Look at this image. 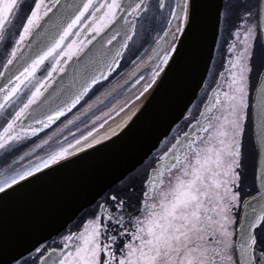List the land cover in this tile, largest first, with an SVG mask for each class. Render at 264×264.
<instances>
[{
    "label": "snow or ice",
    "instance_id": "1",
    "mask_svg": "<svg viewBox=\"0 0 264 264\" xmlns=\"http://www.w3.org/2000/svg\"><path fill=\"white\" fill-rule=\"evenodd\" d=\"M217 17L223 71L210 70L207 103L195 123L188 113V131L165 137L139 189L133 179L109 191L57 247L0 264H264V0H220ZM198 30L194 0H0V204L101 143L89 131L38 154L79 119L68 113L101 102L90 94L121 74L134 38L156 33L143 96Z\"/></svg>",
    "mask_w": 264,
    "mask_h": 264
},
{
    "label": "water",
    "instance_id": "2",
    "mask_svg": "<svg viewBox=\"0 0 264 264\" xmlns=\"http://www.w3.org/2000/svg\"><path fill=\"white\" fill-rule=\"evenodd\" d=\"M194 2L199 26L196 39L182 49L181 55L143 96V84L157 62L152 50L148 58L136 65V72L147 64H151V71L137 86L136 94L124 98V110L119 109L106 120L104 116L101 123L84 134L92 131L93 137L89 139H100L101 143L69 157L61 162L62 166H54V171L45 170L47 175L41 181L0 204V241L4 243L0 259L6 261L19 253L26 257L33 245L41 247L54 238L113 185L142 165L188 116L209 75L221 25L217 17L220 0ZM107 97L100 95V101ZM206 103L207 98L200 110ZM78 115L79 119L83 116ZM123 119L120 126L110 129Z\"/></svg>",
    "mask_w": 264,
    "mask_h": 264
},
{
    "label": "flooded vegetation",
    "instance_id": "3",
    "mask_svg": "<svg viewBox=\"0 0 264 264\" xmlns=\"http://www.w3.org/2000/svg\"><path fill=\"white\" fill-rule=\"evenodd\" d=\"M153 2H155V0H153ZM224 28H225V25L221 22L218 42H222L221 37L223 36ZM155 36H156L155 32H150V33L143 35L142 37L136 38L135 42H130V52L125 53V60L121 62L123 67L120 70H118L121 74L120 75L114 74L112 77H110L111 83H105L103 87H98L94 91V93L91 94L88 102L91 103L92 101L96 99V96H100V94L104 92L106 89H110L113 87V85H115V88L111 92V95H109L105 100H103L94 110L83 115L80 119L74 122V124L68 125L67 128L64 129L63 134L59 135L58 138H54L53 140L49 141V144L45 145L43 150H38V154L40 156H45L46 153L56 150L60 146L67 147V144L63 143L65 137H67V139L70 142L74 143L73 135L75 136V138H79L81 134H85L92 126L98 125V123H101L100 121L103 119L104 116L106 117L103 120H106L110 114H113L114 112L121 109V107L125 106L126 103L124 102V98L125 97L130 98L136 94V88L137 86H140V83H141V81L137 83L140 76L143 75L147 77L148 73L151 71V64H147V66H145L139 72H136V65L140 63L143 59L145 60L146 58H148L152 48L155 47V41H154ZM218 42H217L213 62L210 68L212 72L217 73L216 78H218V71H222L223 69L219 67L220 55L218 51ZM226 58H227V54H225L224 56L225 60ZM132 61H135V64H133ZM124 79H126V81L123 83L122 86L118 87V85ZM211 80H212V77L209 74L200 96L195 101V103L193 104L190 110V112L192 113L191 123L196 119L200 111V108L202 106V103L207 98V95L211 91V88L215 85L211 83ZM108 103L110 104L108 105ZM82 105L83 107H86V105H84L83 103ZM103 106H105V108H102ZM83 107L79 105L76 109H74L70 114L67 115V118L72 119L75 114L78 115L79 113H81L83 111ZM105 113H108L109 115H105ZM97 117H99L100 119L97 120L96 119ZM86 118H89V120L86 124L83 125L82 121ZM93 121H95V124H93ZM63 122H64V118H62L61 121H58L56 125L52 126L51 129H48L42 134L38 135L39 138H36V137L32 138V141H34L35 143H39L41 140H43L44 137L46 138L48 135H51L52 132L56 131L57 128H60ZM188 124H189V121L186 120V118L180 121V123H178L168 135L169 141L174 142V140L171 139L173 136L182 135L183 131H186ZM168 146H170V143L168 144ZM162 147H163V144H161L153 152V154L144 162L142 166H140L134 172L129 174L126 178H124L122 181H120L118 184L112 187L109 191L116 189L118 187H124L127 183H129L133 179H135L137 189H139L140 182L143 179L147 171V166L149 165V163L152 162L153 157L159 154ZM17 158L18 156L14 157V159H17ZM29 159H31L32 162H35V157H30V158H26L20 163L23 165H27L29 163ZM9 163H11V161H9ZM0 171H2V165H0ZM132 199L133 201H135L137 199V195H133ZM100 200L101 198L95 201L89 207L88 210L84 211L82 215H80L68 227H66L65 230L60 235H58L51 244H48L45 247H49V248L57 247L63 235H66L69 230H73V231L77 230V228L79 227L80 224H82L84 219L87 218L92 213V211L95 208V205Z\"/></svg>",
    "mask_w": 264,
    "mask_h": 264
},
{
    "label": "rangeland",
    "instance_id": "4",
    "mask_svg": "<svg viewBox=\"0 0 264 264\" xmlns=\"http://www.w3.org/2000/svg\"><path fill=\"white\" fill-rule=\"evenodd\" d=\"M135 40H136V38L134 39V42H135ZM124 121H125V119H123L122 121H119V122L116 123L114 126H112L110 129L112 130V129H114V128H117V127L120 126ZM246 148H247V150H248L249 153H250V151H251V139H250V138H248V143L246 144Z\"/></svg>",
    "mask_w": 264,
    "mask_h": 264
},
{
    "label": "bare ground",
    "instance_id": "5",
    "mask_svg": "<svg viewBox=\"0 0 264 264\" xmlns=\"http://www.w3.org/2000/svg\"><path fill=\"white\" fill-rule=\"evenodd\" d=\"M224 33H225V32H224ZM224 33H223V36H224ZM223 36H222V37H223ZM220 37H221V36H220ZM222 37H221V39H222ZM109 104H110V103H108V105H109ZM102 108H105V106H103ZM80 111H81V110H80ZM80 111H79V112H80ZM75 115H76V114H75ZM75 115H74V116H75ZM89 118H90V117H89ZM89 118L84 119V120L82 121V124H83V125L86 124V123L88 122ZM44 138H45V137H44ZM44 138H43V139H44Z\"/></svg>",
    "mask_w": 264,
    "mask_h": 264
},
{
    "label": "trees",
    "instance_id": "6",
    "mask_svg": "<svg viewBox=\"0 0 264 264\" xmlns=\"http://www.w3.org/2000/svg\"><path fill=\"white\" fill-rule=\"evenodd\" d=\"M248 138L251 139V131H249V133L246 134L245 145L248 143ZM246 149H247V148H246Z\"/></svg>",
    "mask_w": 264,
    "mask_h": 264
}]
</instances>
